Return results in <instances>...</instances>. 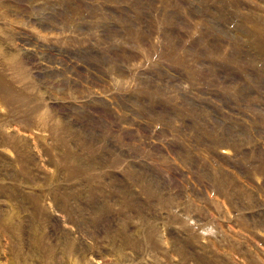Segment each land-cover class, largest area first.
Returning <instances> with one entry per match:
<instances>
[{
  "label": "rangeland",
  "instance_id": "rangeland-1",
  "mask_svg": "<svg viewBox=\"0 0 264 264\" xmlns=\"http://www.w3.org/2000/svg\"><path fill=\"white\" fill-rule=\"evenodd\" d=\"M0 264H264V0H0Z\"/></svg>",
  "mask_w": 264,
  "mask_h": 264
}]
</instances>
